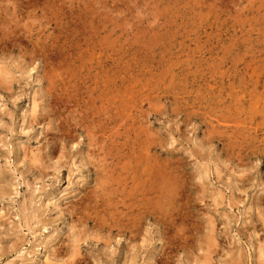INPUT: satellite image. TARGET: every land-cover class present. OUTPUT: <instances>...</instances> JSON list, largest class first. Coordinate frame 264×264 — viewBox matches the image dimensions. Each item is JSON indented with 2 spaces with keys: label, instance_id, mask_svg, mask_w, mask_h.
<instances>
[{
  "label": "rangeland",
  "instance_id": "rangeland-1",
  "mask_svg": "<svg viewBox=\"0 0 264 264\" xmlns=\"http://www.w3.org/2000/svg\"><path fill=\"white\" fill-rule=\"evenodd\" d=\"M263 245L264 0H0V264Z\"/></svg>",
  "mask_w": 264,
  "mask_h": 264
},
{
  "label": "bare ground",
  "instance_id": "bare-ground-1",
  "mask_svg": "<svg viewBox=\"0 0 264 264\" xmlns=\"http://www.w3.org/2000/svg\"><path fill=\"white\" fill-rule=\"evenodd\" d=\"M8 76H9V74H8ZM9 77H10V76H9ZM9 77H8V78H9ZM255 101H256V100H255ZM258 103H259V102H258ZM250 104H251V103H250ZM259 104H260V103H259ZM245 140H246V139H245ZM241 142H242V141H241ZM132 143H133V142H132ZM142 149H143V147H142ZM147 150H148V149H147ZM149 150H150V149H149ZM149 150H148V151H149ZM142 152H143V151H142ZM140 153H141V152H140ZM145 153H146V152H145ZM148 154H149V153H148ZM129 155H130V154H129ZM140 155H141V154H140ZM144 156H145V155H144ZM120 157H121V156H120ZM120 157H118V158H120ZM130 157H131V156H130ZM148 158H149V156H148ZM115 159H116V158H115ZM130 159H131V158H130ZM145 159H146V158H145ZM119 160H120V159H119ZM136 160H137V159H136ZM146 160H147V159H146ZM133 161H134V160H133ZM118 162H119V161H118ZM118 162H117V163H118ZM124 162H125V161H124ZM131 162H132V161H131ZM134 162H135V161H134ZM134 162H133V163H134ZM146 162H147V161H146ZM121 163H122V162H121ZM125 164H126V163H125ZM134 164H135V163H134ZM122 165H123V164H122ZM130 165H132V164H130ZM130 165H129V166H130ZM134 166H135V165H134ZM145 166H146V165H145ZM116 167H117V166H116ZM122 167H123V166H122ZM146 167H147V166H146ZM136 168H137V167H136ZM116 169H117V168H116ZM130 169H131V168H130ZM137 169H138V168H137ZM145 169H146V168H145ZM122 170H123V169H122ZM114 171H115V170H114ZM118 172H119V171H118ZM118 172H117V173H118ZM141 172H142V171H141ZM142 173H143V172H142ZM117 175H120V174H117ZM147 202H148V201H147ZM121 215H122V214H121ZM116 223H117V222H116ZM115 226H116V225H115ZM214 229H215V228H214ZM213 232H214V231H213ZM215 240H216V239H215ZM76 242H77V241H76ZM212 243H213V242H212ZM78 245H79V244H78ZM263 247H264V245H263ZM206 248H207V247H206ZM76 249H77V248H76ZM208 249H210V248H208ZM261 249H262V248H261ZM211 250H212V249H211ZM206 251H207V254H208V251H210V250H207V249H206ZM78 252H79V251H78ZM78 252H76V253H78ZM261 252H262V255H261V254H260V255H261L262 257H264V250L261 251ZM76 253H75V254H76ZM211 253H212V252H211ZM242 254H243V253H242ZM238 259H239V258H238ZM235 261H236V260H235ZM261 261H262V260H261ZM209 262H211V261H209ZM263 262H264V261H263ZM211 263H212V262H211ZM47 264H48V263H47ZM236 264H237V262H236Z\"/></svg>",
  "mask_w": 264,
  "mask_h": 264
}]
</instances>
